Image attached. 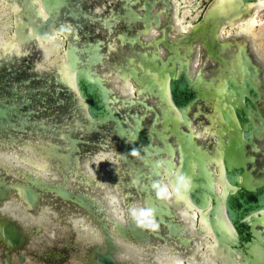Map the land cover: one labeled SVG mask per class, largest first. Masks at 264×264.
I'll list each match as a JSON object with an SVG mask.
<instances>
[{
	"label": "water",
	"instance_id": "1",
	"mask_svg": "<svg viewBox=\"0 0 264 264\" xmlns=\"http://www.w3.org/2000/svg\"><path fill=\"white\" fill-rule=\"evenodd\" d=\"M4 1L14 9L0 50V149H35L57 162L61 179L25 170L17 153L18 164L0 162L13 172L0 169V208L13 198L32 212L41 192L55 194L95 214L100 241L82 264H130L120 260L118 240H173L199 257L187 234L194 228L185 229L175 207L185 200L218 262L264 264V62L250 35L225 31L264 0H210L185 30L175 24L173 0H61L56 16L46 13L47 0ZM31 12L44 19L41 30ZM51 37L63 57L54 69L35 63L37 44ZM106 67L132 91L120 94ZM98 149L111 150L115 165L101 175L118 173L123 201L138 200L126 220L117 212L108 220L96 199L101 183L83 177L81 157ZM41 231L0 214V264H25L28 256L61 264V252L31 247Z\"/></svg>",
	"mask_w": 264,
	"mask_h": 264
},
{
	"label": "bare ground",
	"instance_id": "2",
	"mask_svg": "<svg viewBox=\"0 0 264 264\" xmlns=\"http://www.w3.org/2000/svg\"><path fill=\"white\" fill-rule=\"evenodd\" d=\"M1 5H3L1 7ZM15 5V4H13ZM264 6V2L259 4L256 7V11ZM14 9L11 5L7 3V1L0 0V50L6 48V44L9 43L7 37H8V27L10 25V13ZM4 14H2V12ZM253 14V15H254ZM252 15V16H253ZM253 17L248 18L242 25L239 23L235 29L237 31V35H250L252 38L251 45L254 48V53L257 54L258 58L264 62V57L262 56V53L259 49L260 42L258 40V36L256 37L254 32L251 31V28L253 27V21H251ZM175 24L180 27L181 30H185L187 27L182 25L181 21L174 15ZM255 26V25H254ZM257 38V39H256ZM35 45H31L29 47L32 51H36L38 48V53L40 59L36 60L35 63L38 64L40 62H53L52 69L57 67L56 61L63 62V57L59 52V40L57 41L54 38H50L47 40V42H39L37 44V48L33 47ZM14 46H10L8 48V51H10ZM33 47V48H32ZM27 50V49H26ZM52 65V63H51ZM50 66V65H48ZM47 67V66H46ZM105 72L109 73V76L111 77V80L113 81V85L116 87L117 91L120 94H126L127 92L132 91V87L130 84V87L122 86L119 84V80L117 77L113 76V73L110 68L106 67ZM51 70V68H49ZM64 70V69H62ZM61 69L59 70L60 73H63ZM106 74V73H105ZM106 76V75H105ZM69 83L67 84V87L70 89L72 88V77L69 79ZM16 147L12 148L10 150H2L0 149V162L3 164L7 162H15L17 161V164L19 163L17 160V153L20 154L22 160L24 161L23 164H21L25 170L32 172L33 174L40 176L43 178L44 181H47L49 178L54 179L58 181L61 179L58 178V174L54 171L57 165V162H53L52 164L49 163L47 160H45L42 156L38 155L35 151V149H29L27 147L21 148L18 147L17 150ZM113 152L109 149H98L90 153L88 157H81V159L84 160V162H81L80 169H85V174H91L95 177V180L98 183H101L102 189H104L103 193L99 192L100 196H97L96 193V199L99 203H103L105 206H107L108 209V217L114 218L111 216V212H117L115 213L116 217L118 219L126 220V217L130 218V212L131 208L133 209L135 202H138V200L133 202V205L130 206L131 203H125L126 201H123V192L119 190L116 187V183L113 177L120 179L121 176L116 172H110L112 176H105L103 177L101 174L104 172L103 170H106L107 167L111 166L113 168L114 159ZM93 157V158H90ZM89 164H87L88 162ZM109 160V161H108ZM119 165V163H116ZM20 165V164H19ZM0 169L1 172H6L7 175H9L8 171L10 173H13L11 170H8L4 165L0 163ZM58 169L62 170V166L58 163ZM26 171V172H27ZM65 171V170H64ZM71 171V170H70ZM68 174V172H65ZM65 174V175H67ZM84 174V173H83ZM14 175V174H12ZM61 175L63 177L65 176L63 172H61ZM26 173H24L22 176L15 175V178L19 181H23L25 179ZM43 176V177H42ZM70 179L72 178H66L67 184H69ZM74 185H77V182H73ZM42 193V198L39 200L41 207L36 208L32 212H27L26 210L23 211L21 209L20 204H18L13 198L5 199L2 201V207L0 208V214L9 216L14 218L15 220H20L21 223L24 224L26 227L33 228L34 226L39 225L42 228V231L38 238H35L33 242L31 243V247L34 248L35 252H41L42 250H45L46 248H51L54 250H57L65 255V258L63 259V262L61 264H82L83 261H81V257L85 256L88 253V250L91 246V244L97 243L100 241V232L97 228V224L94 223V216L87 214L84 212L81 208L72 205L68 202H64L63 200L59 199L55 194L52 193ZM121 198V204L120 208L117 209L114 208V202ZM51 198L53 200H51ZM119 198V199H120ZM180 199V198H179ZM44 200H46V206L43 205ZM15 201V202H14ZM12 202V203H11ZM117 202V201H116ZM42 203V204H41ZM178 216L181 217V222L184 224L185 229L193 226L194 230H188L187 234H193L191 236L192 245L194 247H197L199 250V257L196 259H192V251H190L188 248H175L171 244L174 242L173 240L169 243L160 242L159 240H156L154 238L150 239L149 242L146 244L140 245L137 243H133L129 240H118L120 244V253L119 255L120 260L128 261L130 264H153L154 261H158V264H222L217 261L213 257V251L208 247L209 240H208V233L198 234L196 232L197 228L195 227V223L193 221V216L190 214L188 209L191 207L188 205L187 201L181 200V202L178 204V206H175ZM141 209V207L139 206ZM41 209H46L45 213L41 212ZM120 210L122 212V215L120 214ZM44 211V210H43ZM10 212H13L11 214ZM143 212V211H142ZM141 213V212H140ZM29 214V215H28ZM119 214V216H117ZM129 214V215H128ZM97 216H99L97 214ZM101 216V215H100ZM99 216V218H100ZM103 217H107L105 214ZM107 217V218H108ZM105 220V218H104ZM194 223V224H193ZM200 225L202 223L200 222ZM163 231V230H162ZM182 233V229L180 230ZM164 232V231H163ZM39 242V243H38ZM43 246L39 248V244L43 243ZM207 242V243H205ZM175 243V242H174ZM39 248V249H38ZM30 249V248H28ZM25 254H27L25 251H23ZM28 255V254H27ZM13 257L15 258L16 255L14 254ZM30 256L27 257V261L25 264H49V263H43L37 259H30ZM31 261V262H30ZM54 264V263H53Z\"/></svg>",
	"mask_w": 264,
	"mask_h": 264
},
{
	"label": "rangeland",
	"instance_id": "3",
	"mask_svg": "<svg viewBox=\"0 0 264 264\" xmlns=\"http://www.w3.org/2000/svg\"><path fill=\"white\" fill-rule=\"evenodd\" d=\"M47 1L50 3V5H48V10L46 13H50L53 14L52 16H56L61 4V0H47ZM209 2L210 0H173L172 6H173L175 18L177 17L181 21L182 25L188 28L189 25L193 24L195 21L199 19V17L201 16L202 12L204 11L205 7ZM2 6L3 5H1V7ZM31 13L34 14L35 20L37 21L40 20L39 21L40 23L37 24V28L41 30L44 19H40V16L36 12L35 13L31 12ZM2 14L4 13L2 12ZM252 17L253 18L251 19V21H253V27L251 28V31L254 32L253 34H255L256 37L258 36L257 41L260 42L259 49L262 53V56L264 57V6L259 8ZM225 31L228 33H234V34L237 33L235 28L234 29L227 28ZM85 173L86 172H84L83 177L88 176V174ZM99 204L102 211L107 215V212H109L108 207L106 208V206L103 203H99ZM40 211L45 213V211L47 210L41 209ZM108 220H110V217H108Z\"/></svg>",
	"mask_w": 264,
	"mask_h": 264
},
{
	"label": "flooded vegetation",
	"instance_id": "4",
	"mask_svg": "<svg viewBox=\"0 0 264 264\" xmlns=\"http://www.w3.org/2000/svg\"><path fill=\"white\" fill-rule=\"evenodd\" d=\"M14 258V257H13ZM15 259V258H14ZM31 262V261H30Z\"/></svg>",
	"mask_w": 264,
	"mask_h": 264
}]
</instances>
